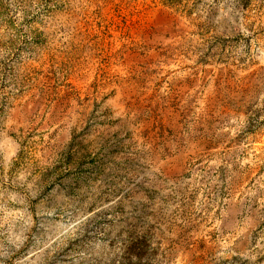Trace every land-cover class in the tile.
Wrapping results in <instances>:
<instances>
[{
	"label": "rangeland",
	"instance_id": "1",
	"mask_svg": "<svg viewBox=\"0 0 264 264\" xmlns=\"http://www.w3.org/2000/svg\"><path fill=\"white\" fill-rule=\"evenodd\" d=\"M0 264H264V0H0Z\"/></svg>",
	"mask_w": 264,
	"mask_h": 264
}]
</instances>
